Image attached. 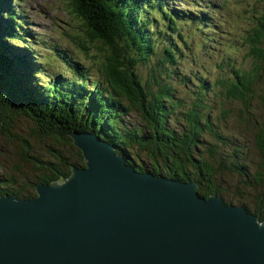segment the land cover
<instances>
[{"label":"trees","instance_id":"1","mask_svg":"<svg viewBox=\"0 0 264 264\" xmlns=\"http://www.w3.org/2000/svg\"><path fill=\"white\" fill-rule=\"evenodd\" d=\"M9 1L0 0L1 134L13 142L16 119L24 118L40 139L61 146L40 155L24 141L19 153L31 166L15 168L16 178L2 174L0 196L33 198L36 185L61 182L71 165L84 166L79 151L74 160L64 147H73L70 133L88 132L137 171L196 182L199 196L217 195L264 221V0L255 2L240 41L246 70L208 63L194 45L197 24H221L196 19L175 2L66 0L88 44L70 37L77 55L46 40L39 55L29 51L32 35L23 28L30 19ZM181 84L186 97L178 94ZM228 187L237 190L234 198Z\"/></svg>","mask_w":264,"mask_h":264},{"label":"water","instance_id":"2","mask_svg":"<svg viewBox=\"0 0 264 264\" xmlns=\"http://www.w3.org/2000/svg\"><path fill=\"white\" fill-rule=\"evenodd\" d=\"M69 135L84 166L33 198L0 196V264H264V221L244 206Z\"/></svg>","mask_w":264,"mask_h":264},{"label":"rangeland","instance_id":"3","mask_svg":"<svg viewBox=\"0 0 264 264\" xmlns=\"http://www.w3.org/2000/svg\"><path fill=\"white\" fill-rule=\"evenodd\" d=\"M236 1L242 2V0H236ZM255 2L258 4V0H243L241 7H237L233 2H230L228 4L227 9L223 10L224 13L228 14V22L227 24H225L223 32L227 36L225 37L230 40L229 42L231 44H234V48H231L230 51L231 52L241 51L244 54L242 56H231V58L237 64V67L242 68L243 70L246 69L240 66L247 63L246 62L247 49L243 47L242 50H239L241 47L240 39L243 38V32H247L246 27L250 25L248 17L250 16V14L257 12L258 5L254 9ZM17 4L19 5L20 8L24 10L23 12L24 15L27 17L26 19H30V28L32 27L34 28L32 33H34L36 37H39V39H37L36 37L32 38L35 41L33 49L36 52H39L40 54L44 52V50L41 47H39L38 42L39 43H41V41L44 42L43 40L48 39L50 37L54 38L56 41H60L63 47L65 48L68 47V42H69L71 44V49L75 51L77 55H79L80 53L76 51L74 45L69 41L70 37L73 39L76 38L78 35L83 36L81 38L82 42H84V44H88L87 41L83 39L84 31L80 25V22L76 20V18L73 15L69 14L68 9L66 8L67 6L66 0H17ZM250 5H252V7H250ZM25 27L28 26H24L23 28ZM8 40L12 42L11 44H14L13 43L14 41H11V39ZM26 40L29 42L31 41L29 37H26ZM3 41H5V39ZM196 43H197V51L203 52L204 42L201 41V39H199L198 36L195 37L194 44ZM11 44H9V46H11ZM18 45L22 46V44L20 43ZM36 45H38V47H36ZM229 46L230 44L228 45V47ZM3 48L4 50H8L7 47H3ZM26 54L27 52L22 53L24 57H27ZM80 58H82V56H80ZM35 62L37 64H40L43 62V59H38V60L35 59ZM207 62L213 63V61L209 58L207 59ZM88 65H90V63H88ZM139 72L142 73L143 71L139 69ZM213 79H214V75H213ZM39 81L41 82L42 87H44L43 80L39 78ZM180 86L181 89L178 91V94L181 95V97H186L187 94L186 86L182 84ZM245 107L248 108L247 111L250 108L248 104L247 105L245 104ZM250 111L252 110L250 109ZM129 119L131 120L134 118L131 117ZM16 121H17L16 130H18L20 134H17L18 136L13 142L6 140V138L1 134L0 131V176L2 174L5 175L13 174V177L16 178L17 176H19V174L17 173L16 170H14L15 168L18 169L23 167V170H26L28 167L31 166L28 165V163H26L23 160V158L21 159L20 156L21 154L19 153L20 151H22L21 145L24 144L25 142L31 145L32 147L37 148L39 152H41L40 155L47 153V152L44 153V150H42V148H45L46 146L55 145L56 148H59L61 146L60 143H56V141L54 140L40 139L41 137L39 136V134H37L35 129L36 127L34 126L32 121L24 118L16 119ZM79 133H86V132H79ZM64 150L70 156L69 158H72L74 160L80 159L78 154V149L75 146L71 148L69 146H65ZM29 170L32 171L33 168H30ZM19 172L21 173L22 171ZM27 173L28 175L32 174L31 172H28V170ZM19 182L21 183L22 180ZM238 190H242V189L238 188ZM236 191L237 190L233 191L231 188L228 187L226 195L229 198L231 197L234 198V196L236 195Z\"/></svg>","mask_w":264,"mask_h":264},{"label":"bare ground","instance_id":"4","mask_svg":"<svg viewBox=\"0 0 264 264\" xmlns=\"http://www.w3.org/2000/svg\"><path fill=\"white\" fill-rule=\"evenodd\" d=\"M16 12V11H15ZM205 28V27H204ZM21 60V59H20ZM19 61V60H18ZM36 71V70H35ZM196 81V80H195ZM62 85V84H61ZM93 96V95H92ZM72 99V98H71ZM81 100V99H80ZM81 102V101H80Z\"/></svg>","mask_w":264,"mask_h":264}]
</instances>
